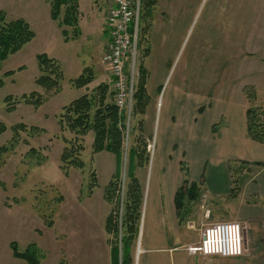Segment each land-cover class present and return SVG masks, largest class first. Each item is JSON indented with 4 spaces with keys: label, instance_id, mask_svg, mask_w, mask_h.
<instances>
[{
    "label": "rangeland",
    "instance_id": "rangeland-1",
    "mask_svg": "<svg viewBox=\"0 0 264 264\" xmlns=\"http://www.w3.org/2000/svg\"><path fill=\"white\" fill-rule=\"evenodd\" d=\"M109 1L79 0V32L74 35L65 27L68 36L64 37L62 27L49 16L47 0H0L4 22L23 19L34 32L29 42L0 64V264H29L12 256L11 242L19 251L35 250V264H67L66 236L71 226L93 221L91 238L96 243L111 213L115 236L105 230L112 245L118 246L124 233L127 160L132 148L145 149L147 156L140 168L136 165L143 162L141 156L136 154L132 160L143 204L131 245L138 241L152 197L159 198V191L166 193L169 181L174 184L179 176L186 178L189 163L188 181H193L190 176L197 164L205 163L202 176L193 181L202 195L180 221L194 226L193 231L201 227L200 222L202 226L248 223L253 206L264 210V194H255L256 180H249L264 178V155L255 162L223 161L221 156L232 151L226 152L220 141L207 139L212 124L214 133L231 125L237 133L244 119L239 110L243 103L245 108L261 107L264 119V0H143L134 92L143 83L150 99L145 114L134 110L132 99L128 124L127 115L118 111L122 121L119 177L113 176V154L93 152L92 131L83 137V167L62 169V136L73 137L58 128L62 107L82 95L95 96L100 83L107 85V99L112 93L114 103L112 80L101 61L104 36L97 23ZM139 13L140 9L138 25ZM40 53L54 58L63 73L60 90L52 94L36 82ZM89 64L93 80L75 86L73 80ZM34 91L44 95L38 107L26 100ZM167 97L174 98L173 104L168 105ZM201 106L204 110L198 113ZM21 123L25 130L12 128ZM31 126L38 129L32 131ZM233 152L254 154L238 145ZM110 181L112 203L105 197ZM259 222L252 218L250 229L260 233L255 229ZM260 252L211 264H261Z\"/></svg>",
    "mask_w": 264,
    "mask_h": 264
},
{
    "label": "trees",
    "instance_id": "trees-1",
    "mask_svg": "<svg viewBox=\"0 0 264 264\" xmlns=\"http://www.w3.org/2000/svg\"><path fill=\"white\" fill-rule=\"evenodd\" d=\"M50 6L49 16L52 20L62 27L61 34L64 37L68 36V31L65 27H69L71 32L76 35L78 29V2L79 0H47ZM140 2L139 25L141 22V9L143 0ZM0 64L8 55L17 52L25 43L29 42L34 37L30 25L23 19H14L4 22V17L0 12ZM132 29V26H131ZM105 51V50H104ZM39 75L36 82L45 92L54 93L60 90V82L63 79V73L59 63L54 58H49L45 53L37 55ZM93 80L91 69L85 68L82 73L75 78L74 84L77 87H82ZM1 84V81H0ZM95 96L82 95L69 104L62 107L58 114V126L60 131L71 132L72 138L62 136L64 147L60 156L61 168L64 170L68 167L82 168L83 162L80 158V153L84 150L83 137L89 131L94 134L92 142V150L94 153L106 151L113 154L115 158L116 171L114 177H119V166L121 165V144L122 131L118 126V109L112 101V93L110 99H107V85L100 83L96 87ZM252 96V94H250ZM43 94L38 92H31L26 96V100L38 107L43 101ZM148 96L146 95L144 84L142 83L133 94L134 110H138L141 114H145ZM253 98V97H252ZM95 107V108H94ZM201 107L199 108V110ZM246 114V134L247 137L255 142L264 144V119L262 117V108L257 106H250L245 110ZM121 116V115H120ZM12 128L26 129V126L16 124ZM32 131L37 130L35 126H31ZM143 137L144 136L140 135ZM140 138V137H139ZM138 141V140H137ZM136 141V142H137ZM144 148V146H143ZM136 154L141 156V161L136 167H142L145 164L147 153L145 149L141 151L131 149L129 154V161L127 160V178L129 180L126 191V205L125 213L122 220V229L124 233L120 237V251L123 254L122 258H126L129 253L131 241L137 234V226L142 210L143 198L140 184L134 175V165L132 160ZM255 164H261L256 162ZM187 171V170H186ZM187 172H185L186 174ZM202 182V181H200ZM113 185L110 181L105 187V197L112 203ZM201 189L198 183L188 181L184 178L182 184L176 189L174 194V206L176 209V216L179 221L184 219L185 215L191 210V205L199 201L201 197ZM112 213L106 220V230L110 234L113 221ZM115 236V233H111ZM10 248L12 256L28 262L29 264L36 263V251L26 247L24 251H19L17 244L11 242ZM117 253L119 251L116 246Z\"/></svg>",
    "mask_w": 264,
    "mask_h": 264
},
{
    "label": "crops",
    "instance_id": "crops-1",
    "mask_svg": "<svg viewBox=\"0 0 264 264\" xmlns=\"http://www.w3.org/2000/svg\"><path fill=\"white\" fill-rule=\"evenodd\" d=\"M110 2L111 0L107 3L106 10ZM106 10L103 16L99 18L100 21L97 22L101 26L100 33L104 36L101 46V55L108 42V34L104 29ZM79 14L80 11L78 2V21ZM91 67L92 66L89 64V66L85 68L91 69ZM93 71L92 74H94ZM148 84H145L147 89L149 87ZM147 93L149 96V91ZM149 99L150 98H148V101ZM167 101L168 105L170 103L173 104L174 98L167 97ZM160 104L161 103L159 102V105ZM244 104L245 103H243V107L239 109L240 112H244V119H241V127L238 129L237 133H235V129L232 125V127L226 126L217 133H214L211 130L213 124L209 127L210 131L207 139H210L212 142L220 141L224 143L223 147L227 149L226 152L232 151L227 153L225 156H221L223 157V161L224 159H233L237 161L255 162L260 161V155H264V153H261L264 152V144L255 142L247 137L246 108ZM199 108L197 107V112L201 113L204 109L202 107L199 110ZM224 115L225 114H221L220 117ZM120 123H122V121H120L118 125L121 129ZM236 145L244 148H250L254 154L247 155L240 154L239 152H233ZM191 165L192 164L189 163V170H185V172H187L186 178L188 174L190 175L191 173ZM204 169L205 163H202L201 165L197 164V170L194 176H190L191 180L195 181L198 176L201 177ZM178 172L179 174L181 173L180 168L178 169ZM210 176L211 174L208 179ZM167 178L169 179V177ZM181 179H184V177L179 176L175 179L174 184L169 181L166 193L159 191V198L155 196L152 197L150 205L147 206L145 221L139 230V242L137 241L135 245L133 244L134 242L132 243L126 258H122L123 254L120 251L119 245L118 253L116 247L112 245L111 236L105 230V223L103 224V232L100 234L101 241L98 240L96 243H93L91 234L93 233L94 222L88 220L72 225L67 232V264H211L212 262H230L239 257H245L249 253L250 255H255L253 252L259 253L260 251V256L264 260V210L261 209V206H253L254 215L250 216L249 219H246L248 223H242L244 226L245 247V253L243 255L237 257H220L189 253L187 250L188 246L198 242V234L204 224L203 222H200L199 224H201V227L196 231H193V228H195L194 226H191L190 224L185 225L178 220L174 206V194L176 189L182 184ZM251 179L256 180L255 185L257 188L255 194L263 195L264 178L252 176L249 180ZM211 183L214 184V182ZM252 218L257 221H261L255 226L256 231L258 230L260 233H256L253 229H250L249 221L252 220ZM243 222L246 221L244 220ZM254 236L257 237L253 239ZM261 264L264 263L261 262Z\"/></svg>",
    "mask_w": 264,
    "mask_h": 264
},
{
    "label": "built area",
    "instance_id": "built-area-1",
    "mask_svg": "<svg viewBox=\"0 0 264 264\" xmlns=\"http://www.w3.org/2000/svg\"><path fill=\"white\" fill-rule=\"evenodd\" d=\"M139 1L111 0L104 18L108 42L101 61L112 80L114 104L121 116L127 115V124L134 94L133 69L137 50ZM150 147V144L147 145L148 150ZM187 250L191 254L203 256H241L245 253L244 226L236 221L203 226L198 242L188 246Z\"/></svg>",
    "mask_w": 264,
    "mask_h": 264
},
{
    "label": "flooded vegetation",
    "instance_id": "flooded-vegetation-1",
    "mask_svg": "<svg viewBox=\"0 0 264 264\" xmlns=\"http://www.w3.org/2000/svg\"><path fill=\"white\" fill-rule=\"evenodd\" d=\"M137 36H138V32H137ZM138 43V42H137Z\"/></svg>",
    "mask_w": 264,
    "mask_h": 264
}]
</instances>
